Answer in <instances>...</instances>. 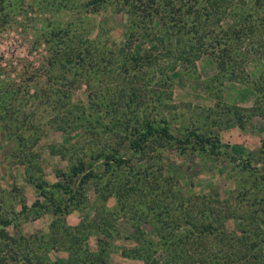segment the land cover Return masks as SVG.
I'll return each mask as SVG.
<instances>
[{
    "label": "rangeland",
    "instance_id": "374dc122",
    "mask_svg": "<svg viewBox=\"0 0 264 264\" xmlns=\"http://www.w3.org/2000/svg\"><path fill=\"white\" fill-rule=\"evenodd\" d=\"M263 5L153 0L158 71L125 0H0V264H264ZM65 27L92 73L59 57ZM145 112L172 139L134 153Z\"/></svg>",
    "mask_w": 264,
    "mask_h": 264
},
{
    "label": "trees",
    "instance_id": "16d2710c",
    "mask_svg": "<svg viewBox=\"0 0 264 264\" xmlns=\"http://www.w3.org/2000/svg\"><path fill=\"white\" fill-rule=\"evenodd\" d=\"M126 4L130 5L132 7V14L135 16V18L132 19V24L128 25V28L134 31V29L138 30L140 33V36L142 37H150L152 43L150 44V50L146 54L145 62L148 64H152L153 66L158 65V71H161L163 67H166L165 69H172L175 67V56L174 54H171L164 48H160L159 42L160 37L157 34H151L150 32L154 28H149L148 24H150V18L152 16V13L154 11V8L152 7L153 0H125ZM151 1V2H150ZM155 1V0H154ZM263 2L264 0H256V3ZM262 5V4H261ZM264 6V5H263ZM219 14V16L216 18L219 20L221 11L219 9L217 10H207L203 13L198 12L196 14V21L199 22L202 20V24L200 25L202 28L207 25V20L205 18L210 17H216V15ZM181 21V18L180 20ZM217 22V21H216ZM83 25V24H82ZM86 29V27H85ZM150 31V32H147ZM206 30V29H205ZM205 30L199 34L196 35V42H201L198 38L201 36H204ZM209 30V28H207ZM184 33L186 34L187 31L184 30ZM60 39L58 40V45L62 49V53L59 55V57H64L66 60L72 62L73 67L77 64L79 67V71L75 69V75L79 78L85 71H88L92 73V71H95L98 67H100V60L102 58V53L100 49L96 46L94 42L95 39L89 40L88 38H85L81 34H70V31L68 27L63 28L61 31V34L59 35ZM131 41H128V47L130 48ZM193 44V43H192ZM190 44V45H192ZM53 45V44H52ZM187 49L180 50L177 52L179 55V59L183 61H190L192 60L196 52V48L194 46H190ZM262 45V46H261ZM260 49L262 47L264 48V43H260ZM125 54H128L132 61L137 62L136 57L130 54L129 52H125ZM127 56V55H125ZM122 58V57H120ZM165 58H167L166 61H163ZM66 61V62H68ZM159 61V62H158ZM224 62L221 66H224ZM72 67V68H73ZM121 67V66H120ZM88 81V80H86ZM89 85V84H88ZM131 103L136 105L137 107H141L143 105L142 100L139 98V95L136 93L135 90H133ZM154 116H150V114L145 112V116L137 122V127L133 130L136 137L134 139H131V143L129 144L130 148L134 153H145V148L143 145L146 136L151 135L152 138H158L161 139H172L171 134L169 133V128L167 125L161 126L156 123L157 119L153 118ZM161 120V119H160ZM3 222V220H2ZM256 232H259L256 230ZM257 235H261V233H257ZM0 243L1 245H5L8 249L13 248L14 240L12 238H9L8 236H5ZM264 241V237L260 239V242Z\"/></svg>",
    "mask_w": 264,
    "mask_h": 264
}]
</instances>
